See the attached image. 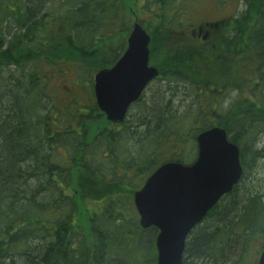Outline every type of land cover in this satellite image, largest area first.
<instances>
[{
  "label": "trees",
  "instance_id": "16d2710c",
  "mask_svg": "<svg viewBox=\"0 0 264 264\" xmlns=\"http://www.w3.org/2000/svg\"><path fill=\"white\" fill-rule=\"evenodd\" d=\"M184 1L144 0L166 89L117 125L91 87L126 41L117 24L130 31L122 2L0 0V264H158V230L141 226L134 194L213 126L240 148L244 174L190 234L183 264H257L264 196L243 184L264 157V0H245L228 36L199 45L174 39L190 26ZM72 72L87 104L59 100L52 83ZM172 85L192 99L180 117ZM94 199L99 208L84 211Z\"/></svg>",
  "mask_w": 264,
  "mask_h": 264
},
{
  "label": "water",
  "instance_id": "95a60500",
  "mask_svg": "<svg viewBox=\"0 0 264 264\" xmlns=\"http://www.w3.org/2000/svg\"><path fill=\"white\" fill-rule=\"evenodd\" d=\"M150 43V35L136 22L124 55L114 66L95 74L97 105L108 121L122 123L159 76V70L149 65ZM196 142L198 155L192 164L163 163L134 194L141 226L158 230V264H183L190 234L243 176L240 148L224 128L202 131ZM258 264H264V248Z\"/></svg>",
  "mask_w": 264,
  "mask_h": 264
},
{
  "label": "rangeland",
  "instance_id": "374dc122",
  "mask_svg": "<svg viewBox=\"0 0 264 264\" xmlns=\"http://www.w3.org/2000/svg\"><path fill=\"white\" fill-rule=\"evenodd\" d=\"M120 1L122 2V4L119 6V8L122 11L124 16L119 17L118 22L124 21L126 24H130V31L127 33L125 27H122L120 25V23L117 24V26H119V27H117L119 29V31L124 32L123 35H125L126 41H125L123 47L121 49H119L120 51L118 52L117 59L107 68L114 66L117 63V61L124 55V53L127 49V39L129 37V34L131 33V31L133 30L135 22L140 23L142 25V27L145 30H147V32L150 35L153 32L152 27H153L154 23L152 20V13L150 11H148L147 9H145V7L143 6L144 0H120ZM180 2H182V0H180ZM184 6L186 8L185 16L187 17L186 18L188 21L187 23H189V24L191 23L194 25L195 23L202 20L201 22H204V21L218 22V24L220 26H224V22H222V20L225 21L226 18L218 20L219 16H221L224 13H227L229 11L230 12L232 11V14L234 15L235 12L237 13L239 10H241L240 11V14H241L245 10V0H242V1L237 0V2H235V3L233 0H185ZM240 14H239V16H240ZM197 26L198 25L195 24L194 27L197 28ZM191 27H193V26H191ZM111 31H112L111 29L107 30V34L110 36L113 35V34H111ZM223 33H225V32L222 31V32H219L215 35H214V33H212L210 40H215L216 37H219ZM107 34H105V35H107ZM106 37H109V36H106ZM151 37H152V35H151ZM177 38L179 39L178 36L174 37V39H177ZM199 38H201V37H199ZM199 38L195 39V38L190 37V39H193V42L195 44H198V45L201 44V41H202V39H199ZM160 54H161L160 50L156 51V53H155V55H157L155 57L156 61L155 60L151 61L152 59L150 56V64L153 67H156V68L159 67L157 65V62H160L162 59ZM95 74H94V77H95ZM69 77H70V79H69ZM94 77H93V81H94ZM60 79L55 80L54 83H52V85H54L55 89L58 90V92H59L58 96H59L60 101H62L63 103L67 102V94H68L70 100L73 98L77 99L78 105H80V103H83V105L87 104V102H88L87 99H88L89 95L86 93H83L82 90L80 89L81 88L80 84L76 83L77 73L72 72L70 74V76H67V74L61 75ZM160 82L161 81L156 80L146 89L144 94H145V96H147V99H152L153 97H158L160 94H162L164 92V90L166 89V86L164 84H162V82L161 83ZM180 86L181 87H179V88L176 85L171 86L172 88L177 87L175 89L177 91L178 98H177V102H173V104H174L173 105V111H174L175 115H177L178 117L182 116V114L184 112H186V109H187L186 107L183 106L182 103L187 105L192 100L190 97V93H189L188 89L182 85H180ZM91 89H92L91 91L94 94V82H93V88L91 87ZM234 98H235V95H231L230 101H233ZM228 99L226 98V100L224 101L225 106H228V103H229ZM134 107H135V103L130 107V109L126 115V117H129L130 121L132 120L131 115L134 114V110L137 108V107L136 108H134ZM130 112H131V114H130ZM103 116L104 115L102 114V116H100V117L103 118ZM177 116H175V117H177ZM96 121H93V122H95L94 123L95 125H97ZM257 142H258L257 145H259L261 147L264 146V134L259 136ZM197 155L198 154H197L196 139L193 141L190 140L187 143V148L185 149V152L183 154V157H182L183 162L182 163L186 164V165L192 164L196 160ZM241 181H242V179L240 180V182ZM243 186H244V189L249 187L250 193L259 192L260 194H262L264 196V157H261L260 159L253 162L252 168L250 167L248 169L247 179L245 180ZM100 205H101V202L94 199L92 201L86 200L85 203L82 204L81 206H82L84 211L85 210L91 211L93 209V207L99 208Z\"/></svg>",
  "mask_w": 264,
  "mask_h": 264
},
{
  "label": "flooded vegetation",
  "instance_id": "af4514ba",
  "mask_svg": "<svg viewBox=\"0 0 264 264\" xmlns=\"http://www.w3.org/2000/svg\"><path fill=\"white\" fill-rule=\"evenodd\" d=\"M233 1H234V3L237 2V0H233ZM240 11L241 10H239L237 13L235 12L234 15L232 14V11L231 12L229 11V12L224 13L223 15L219 16L218 20L226 18L225 21L222 20V22H224V26H222V27L218 24V22L204 21L203 24H201V22H200V24H198L197 28L194 27L195 25L190 23L191 26H193V27L190 26V27L184 28L182 31L179 32L180 34L175 32V35L178 36L180 38V40H182L181 38H184V37L189 38V36L192 38H195V39L196 38L198 39L199 37H201V38H199V39H202L201 42L208 43L210 41V37L212 36V33H214V35H215L219 32L224 31L225 33L221 34L219 37H216L215 40L221 39L222 36L226 37L234 30V28L232 26H228V25L226 26L225 22L237 19V17L240 14ZM238 39L240 40L241 37L238 36ZM177 40H178V38H177Z\"/></svg>",
  "mask_w": 264,
  "mask_h": 264
}]
</instances>
